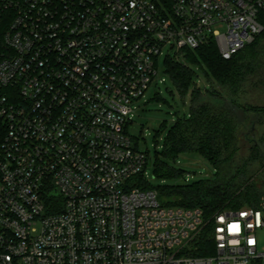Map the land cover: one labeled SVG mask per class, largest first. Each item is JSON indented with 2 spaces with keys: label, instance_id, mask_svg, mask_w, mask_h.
I'll return each instance as SVG.
<instances>
[{
  "label": "built area",
  "instance_id": "obj_1",
  "mask_svg": "<svg viewBox=\"0 0 264 264\" xmlns=\"http://www.w3.org/2000/svg\"><path fill=\"white\" fill-rule=\"evenodd\" d=\"M261 11L264 0H0V264H264V194L207 218L164 206L141 187L149 159L127 131L165 46L213 40L229 59L262 31Z\"/></svg>",
  "mask_w": 264,
  "mask_h": 264
},
{
  "label": "trees",
  "instance_id": "obj_2",
  "mask_svg": "<svg viewBox=\"0 0 264 264\" xmlns=\"http://www.w3.org/2000/svg\"><path fill=\"white\" fill-rule=\"evenodd\" d=\"M258 19L262 31L229 59L221 57L213 40L195 49H182L184 58L200 66L202 84L194 82V71L185 63L169 55L165 58V72L177 91L189 92V114L178 115L167 125L161 150L166 159L156 157L150 162L153 172L183 178L185 170L173 168L167 159L174 161L185 153L201 155L215 172L211 177L158 186L162 205L199 208L207 218L223 209L256 206L264 194V147L260 145L264 136L250 141L244 151L241 144L242 125L249 115L264 119V11ZM242 93L255 96V103L237 96ZM2 133L0 128V139ZM145 153L150 160L148 150ZM141 187L153 189L148 181ZM211 242L209 230H205L198 243L199 254H208Z\"/></svg>",
  "mask_w": 264,
  "mask_h": 264
},
{
  "label": "rangeland",
  "instance_id": "obj_3",
  "mask_svg": "<svg viewBox=\"0 0 264 264\" xmlns=\"http://www.w3.org/2000/svg\"><path fill=\"white\" fill-rule=\"evenodd\" d=\"M175 51V49L169 50L168 46L162 49V53L157 57V74L144 95L133 103L135 109L132 113V121L127 126L132 145H137L139 149L148 150L149 152L150 160L145 179L153 189L164 184L184 183V179L193 181L202 177H211L215 172L213 166L204 157L196 153L181 154L174 161L167 159L168 164L173 168L185 170L183 178L155 174L153 166L150 165V162L153 163L156 157L162 160L166 159L161 154V150L167 125L176 119L178 115L187 117L189 114V92L179 93L168 73L165 72L167 52H169L170 58L182 61L194 71V82L202 84L204 81L200 66L187 60L181 54L177 55ZM155 94H157V98L154 97ZM237 96L253 101V103L256 100L253 95L250 97L242 93ZM250 127L251 130L248 131ZM262 136H264V119L251 113L242 125V150L244 151L245 147L249 146L250 141H260ZM263 141L264 139L260 143L262 148L264 147ZM261 242L264 245L263 238Z\"/></svg>",
  "mask_w": 264,
  "mask_h": 264
},
{
  "label": "snow or ice",
  "instance_id": "obj_4",
  "mask_svg": "<svg viewBox=\"0 0 264 264\" xmlns=\"http://www.w3.org/2000/svg\"><path fill=\"white\" fill-rule=\"evenodd\" d=\"M241 216H246L248 215L247 213H241L240 214ZM224 218L221 217V220H223ZM228 230L229 232H232V233H238L240 231V225L239 223H230L228 224ZM251 243V241H250Z\"/></svg>",
  "mask_w": 264,
  "mask_h": 264
},
{
  "label": "water",
  "instance_id": "obj_5",
  "mask_svg": "<svg viewBox=\"0 0 264 264\" xmlns=\"http://www.w3.org/2000/svg\"><path fill=\"white\" fill-rule=\"evenodd\" d=\"M251 130V127L249 128V130L248 131H250ZM246 135V134H245Z\"/></svg>",
  "mask_w": 264,
  "mask_h": 264
}]
</instances>
